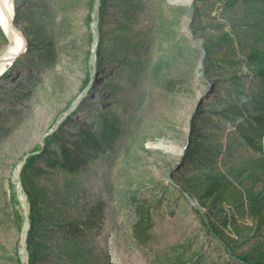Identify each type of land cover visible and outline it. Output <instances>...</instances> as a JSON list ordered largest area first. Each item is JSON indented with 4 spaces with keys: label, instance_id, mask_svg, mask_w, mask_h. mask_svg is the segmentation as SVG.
I'll use <instances>...</instances> for the list:
<instances>
[{
    "label": "rangeland",
    "instance_id": "rangeland-1",
    "mask_svg": "<svg viewBox=\"0 0 264 264\" xmlns=\"http://www.w3.org/2000/svg\"><path fill=\"white\" fill-rule=\"evenodd\" d=\"M19 3L27 49L0 73V264H24L11 186L55 120L26 171L33 201L23 185L30 264H253L241 254L264 253V174L250 165L264 156V76L240 58L264 47V0H195L191 27L188 2L108 0L92 35L91 0ZM95 47L102 66L83 86ZM209 174L224 192L207 217L186 178ZM72 234L81 255L65 252Z\"/></svg>",
    "mask_w": 264,
    "mask_h": 264
},
{
    "label": "trees",
    "instance_id": "trees-1",
    "mask_svg": "<svg viewBox=\"0 0 264 264\" xmlns=\"http://www.w3.org/2000/svg\"><path fill=\"white\" fill-rule=\"evenodd\" d=\"M223 2H225L226 4H233L236 1L239 0H222ZM244 1H254V0H244ZM95 0H91V10L88 13L87 16V26H88V32L89 34H93L95 33V28L92 24V22L95 20ZM108 4V0H102L101 3V20H104V16H102V13L104 12L105 6ZM15 6H16V10L17 13L20 11V3L19 0H15ZM100 30L102 31L101 26L99 27ZM0 33L7 39V35L4 31V28L2 27V25L0 24ZM26 34V33H25ZM28 34H26V37L29 40V43H31V38H29V36H27ZM207 39V38H206ZM218 40H224V41H231L232 39V34H230L229 32H223L222 35L219 36ZM213 42H211V40H206V43L204 44L205 48L207 51H209L211 48H213ZM243 57H241V60H247L248 63L253 64V68H252V72L255 75H263L264 76V47L261 45H255L252 48H250L248 51H245L242 53ZM98 55V60H97V71L96 74H98V72L101 69L102 66V61L100 59V54H99V50L97 52ZM89 57H92V51L89 52ZM245 58V59H244ZM92 67H90V69L87 71V76L85 78V81L83 82V86H85L86 84L89 83L90 79L93 76V70H94V64L91 65ZM242 74H245V72H242ZM71 104H68L67 106L69 107ZM66 106V107H67ZM67 107V108H68ZM68 120V118L66 119ZM65 120V121H66ZM57 120L53 121L51 123V126L49 129H51L54 124L56 123ZM59 129V128H58ZM57 129V130H58ZM57 130L56 132H51L49 134H47L44 137V143L45 144H50L51 142H53L55 140L56 134H57ZM44 148V145L41 143V138L35 143L34 147H32L28 152H30V155L27 158V161L25 163V166L23 168V172H22V178H23V185L26 188V191L29 195V201H33L34 196L32 194V192L30 191V189L28 190V188L26 187V171L27 168L32 165V163L34 162V160L40 155L39 150H42ZM26 152V153H28ZM25 153V154H26ZM251 162V167L253 170H255L256 172H262L264 174V156L263 158H254V159H250ZM236 171V170H234ZM237 173V172H236ZM243 175V174H242ZM239 177V174H238ZM220 176L218 174H209L206 175L205 177H188L186 178L187 182L191 183V185H187V191H191L193 194L198 195L200 197L201 200V205L199 206V211L207 217H210V214L212 213V210L210 209L209 205V201H218L217 198H215L214 195H219L222 194L224 192V187L221 185V180H220ZM213 191V192H212ZM214 193V194H212ZM11 199L15 204V214L17 216V218L19 220H23V211H22V205L21 202L18 198L17 195V187L16 184H12L11 186V193H10ZM223 199V203H224ZM31 227L29 230V235H28V247L29 250L31 249L32 243L34 242V236L36 235V228H37V214L34 212V209L31 207ZM211 221L213 223V226L215 227L216 225L219 226L221 224V220H219V218H215V217H211ZM73 220V219H72ZM220 231L225 234L227 233V235H225V237H228V239L225 238V241L228 245H239L241 243V241H243V238H241V233L238 232L239 228H237V235L238 237H234L232 234H230L229 232H234L233 229L230 230V228H224V227H219ZM249 229V228H246ZM228 231V232H227ZM247 231L244 230V233H246ZM239 238H241L242 240H239ZM238 239V240H237ZM65 252L67 253H72L74 254L75 252H77V255H81V252H83V240L77 238L76 236H66L65 237ZM240 241V242H239ZM62 246V244H60ZM247 258H251V261L253 264H264V253L263 254H249V253H243L241 254ZM251 256V257H250ZM32 261V260H31Z\"/></svg>",
    "mask_w": 264,
    "mask_h": 264
},
{
    "label": "water",
    "instance_id": "water-1",
    "mask_svg": "<svg viewBox=\"0 0 264 264\" xmlns=\"http://www.w3.org/2000/svg\"><path fill=\"white\" fill-rule=\"evenodd\" d=\"M174 1H176V2H188V4L190 5V22H189V27H191V23L193 21L194 14H195V10H196L195 0H174ZM12 2H13L12 0H8L7 5L9 6ZM95 2H96V4H95V13H97V18L95 17V19H97V30H99V17H100V12H101V3H102V0H95ZM9 21L14 26L15 32L17 34H21L23 37H25V35L22 32V30L17 26V24H15L13 16L9 19ZM4 31H5V33H6L7 37H8L9 45L0 54V64H2L4 62H13L24 50L27 49V43H26V46L23 45V47L20 48L19 51H14L13 50V46H14L13 45L14 44V36H13V34H15V33H11L9 31H7L5 28H4ZM196 41L206 51V48L202 44V42L199 41L198 39H196ZM92 57L97 62V47H95L93 49V51H92ZM96 62L94 63V72H93V75L95 74V71L97 69V63ZM73 108H74V106H71L69 108V111H71ZM59 125H60L59 120H57L56 123L54 124V126L51 129H49L46 133H44V135L41 138V143L43 145H45V143H44V137L47 134H49V133L54 132L55 130H57L58 127H59ZM40 151L41 150H39V152ZM29 155H30V152L26 153L23 156L22 163L20 164V166L18 168V178H19V181L17 182V185H16V187H17V195H18V198H19V200L21 202L22 210H23V227H22V232H21V236H20V244H21V247H22V251L24 252V255H25V257H24V264H30V250H29V247H28V235H29V230H30V227H31V216H30L31 209H30V205H29V203L27 201V198L23 195V187L24 186H23L22 179H21V170H22L23 166L25 165V163H26L27 158H28Z\"/></svg>",
    "mask_w": 264,
    "mask_h": 264
},
{
    "label": "bare ground",
    "instance_id": "bare-ground-1",
    "mask_svg": "<svg viewBox=\"0 0 264 264\" xmlns=\"http://www.w3.org/2000/svg\"><path fill=\"white\" fill-rule=\"evenodd\" d=\"M13 1V0H12ZM8 0H1L0 1V23L4 26V28L11 32L15 33L13 34L14 36V46L13 50L14 51H19L20 48L23 47V45L26 46V41L24 40V37L21 34H17L14 30V26L10 23L9 19L15 14L16 6L15 2L13 1L9 6L7 5ZM10 62H4L0 64V73L3 71V69L6 67V65ZM168 146V145H166ZM172 149L177 148V146L173 145L170 146Z\"/></svg>",
    "mask_w": 264,
    "mask_h": 264
}]
</instances>
